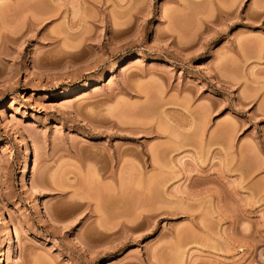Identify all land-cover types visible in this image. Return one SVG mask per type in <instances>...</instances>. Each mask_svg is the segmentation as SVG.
<instances>
[{"label":"rangeland","instance_id":"1","mask_svg":"<svg viewBox=\"0 0 264 264\" xmlns=\"http://www.w3.org/2000/svg\"><path fill=\"white\" fill-rule=\"evenodd\" d=\"M0 208L5 264H264V0H0Z\"/></svg>","mask_w":264,"mask_h":264},{"label":"bare ground","instance_id":"2","mask_svg":"<svg viewBox=\"0 0 264 264\" xmlns=\"http://www.w3.org/2000/svg\"><path fill=\"white\" fill-rule=\"evenodd\" d=\"M64 102H65V101H64ZM154 153L156 154L155 151H154L153 153H151V154H154ZM155 154H154V156H155ZM158 154H159V153H158ZM151 156H152V155H151ZM154 156H152V157H153L152 160H154L155 158L158 159V158L156 157V156H158L157 154H156L155 158H154ZM156 159H155V160H156ZM155 163H158V162L155 161ZM156 165H158V164H156ZM155 167H159V166H155ZM155 167H154V169H155ZM156 169H157V168H156ZM159 169H160V170H159ZM161 169H163V168L160 166V168H158V170H159L160 173L162 172ZM163 171H164V170H163ZM0 209H1V208H0ZM10 217H11L10 214H8V215H7V218L5 219L4 222H5V223L10 222ZM12 224H13V222H12ZM13 225H14V226H13V227H14V230H12V229L10 230V229H9V230L7 231V236L9 237L10 240L12 239V237H14V233L17 232V228H16L15 224H13ZM0 263H1V264H5V252H4V253L2 254V256H1ZM15 264H19L18 260H16Z\"/></svg>","mask_w":264,"mask_h":264}]
</instances>
